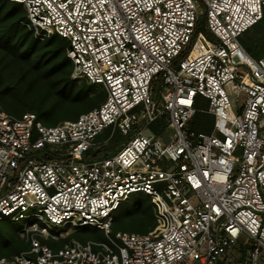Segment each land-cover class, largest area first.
I'll list each match as a JSON object with an SVG mask.
<instances>
[{"label": "built area", "instance_id": "built-area-1", "mask_svg": "<svg viewBox=\"0 0 264 264\" xmlns=\"http://www.w3.org/2000/svg\"><path fill=\"white\" fill-rule=\"evenodd\" d=\"M8 1L35 40L68 42L72 78L105 100L52 127L0 105V224L28 247L0 264H264V57L240 43L264 0ZM136 195L156 230L114 232ZM88 228L105 240L46 244Z\"/></svg>", "mask_w": 264, "mask_h": 264}, {"label": "trees", "instance_id": "trees-1", "mask_svg": "<svg viewBox=\"0 0 264 264\" xmlns=\"http://www.w3.org/2000/svg\"><path fill=\"white\" fill-rule=\"evenodd\" d=\"M21 7H22L21 5L16 3H11L8 0H0V53L6 56L9 60H11L12 62L11 64H13L14 66H18V68L27 67L30 70L39 73L42 72L41 75L46 78L54 77L56 74L62 72L63 69H65V67L69 66L70 64L72 66L71 61L66 56L68 42L57 35L52 36L49 40H47L44 43H40L37 40H35L31 32L25 27L26 14H22L23 12L25 13V11ZM261 21L264 22V17ZM248 31L244 33L243 36L240 38V43L242 44L246 53L252 59L259 60L263 58L264 55L254 52L251 46L247 44L243 39L244 35L247 34ZM198 32L203 33L206 36V38L212 40V36L206 27L205 17L200 18L198 25ZM60 57H62V60H58ZM50 64H52L53 66L47 69L46 72H44V68ZM32 81L36 83L37 79L34 77L32 78ZM54 85L56 87V97L59 99L60 102L66 104L65 108L67 109L77 107L79 108L78 110L84 111V110H88L91 107L90 105L92 104L94 105V103H99V105L95 107L97 108L105 100V95L98 96L95 99L90 98L91 92L96 86L90 84L88 85L85 82L82 85H78V81H73L70 78H65L62 80H58L57 82L54 83ZM0 105L2 106V109L5 112H7L9 115L13 117L19 118L23 114H25L23 113L21 116H14L4 108V105L1 102ZM32 105L33 102L30 103L29 105L30 109L28 110H30V112L28 111L26 113L35 114L38 120L42 122V124L45 125L46 127H52L65 121L76 120L81 115L88 113L89 111L94 109L93 108L81 114L77 113L75 119H67L57 123V122H52L53 115H55V113L56 114L58 113L55 112L56 109L55 105L53 106L45 105L44 101L42 100L35 103L34 105L35 108ZM191 128L197 132L210 133L212 131L211 118L198 114L195 116L193 122L191 123ZM118 142L119 141H115V142L113 141L108 146V148H114ZM104 151H106V146L95 150L94 155H99ZM136 196L131 197L130 200H134ZM130 204L131 203L127 201L119 208V210L116 213L128 211L130 209ZM144 204L145 202L143 201L136 203L135 206L133 207V212L134 211L137 212L141 209L151 210L150 205L144 206ZM118 217L119 216H117L115 220L113 219L112 229L114 232L121 231L115 228L116 225L114 226V221L115 223H117ZM77 232L81 233L83 232V230ZM121 232H126V231H121ZM4 248L9 249L10 251L7 254L11 253L12 256L15 254H19V252L21 251L17 245L11 244L8 241L7 234L4 233V231L0 228V249H4ZM0 258H10V257H0Z\"/></svg>", "mask_w": 264, "mask_h": 264}, {"label": "rangeland", "instance_id": "rangeland-1", "mask_svg": "<svg viewBox=\"0 0 264 264\" xmlns=\"http://www.w3.org/2000/svg\"><path fill=\"white\" fill-rule=\"evenodd\" d=\"M21 8L24 10L23 7ZM22 14L25 13L23 12ZM263 33L264 22L261 21L253 29L248 31V33L243 37L245 42L251 46L252 50L261 55H264ZM58 60H62V57H60ZM11 63V60L0 53V102L4 105V108L14 116H21L23 113H26L28 111L30 112V110H28L30 109V103L33 102L32 106L35 108V103L42 100L44 101L45 105H55V112L58 113H55V115H53L52 122L58 123L67 119H75L77 113H84L99 105V103H94V105H90L91 107L88 110L84 111L78 110L79 108L77 107L67 109L65 108L66 104L60 102L56 97V87L54 83L58 80L70 78L73 81H78V85H82L84 82L87 83L86 81L75 80L72 78L73 67L71 66V64L65 67L62 72L56 74L54 77L46 78L41 75L42 72L39 73L30 70L27 67L18 68V66H14ZM52 66V64L46 66L44 68V72H46V70L51 68ZM34 77L37 79L36 83L32 81V78ZM104 95L105 94L101 88L95 87L91 92L90 98L95 99L98 96ZM231 100L234 101L232 97ZM115 149L116 148L112 149V151H115ZM142 201L145 202L144 206L150 205L151 210L141 209L137 212H133V207L135 206V204ZM128 202L131 203L130 209L126 212L116 213V215L114 216V220L117 216H119L117 223H115L114 221V226L116 225L115 228L117 230L136 234H147L155 231L159 222L151 199L146 196L139 195L136 196L134 200H128ZM0 228L4 231V233L7 234L8 241L20 248V252L27 250L28 247L26 243L22 241V239L18 236V225L3 222L0 224ZM88 240L104 241L105 236L99 230L88 228L83 230V232L81 233L77 231H71L69 232V235L65 236L64 240L60 242L48 241L46 244L51 248H59L64 245L65 242H86ZM9 251L10 250L6 248L0 249V257H12L11 253L7 254Z\"/></svg>", "mask_w": 264, "mask_h": 264}]
</instances>
